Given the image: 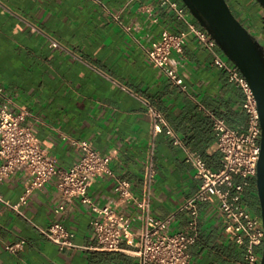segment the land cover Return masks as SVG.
<instances>
[{
	"label": "crops",
	"instance_id": "1",
	"mask_svg": "<svg viewBox=\"0 0 264 264\" xmlns=\"http://www.w3.org/2000/svg\"><path fill=\"white\" fill-rule=\"evenodd\" d=\"M171 1L184 7L181 0ZM239 4L251 14L241 8L236 14L244 15L248 31L263 40L264 11L251 0ZM190 25L202 28L191 14L180 18L158 0H0V103L5 100L11 112L25 113L24 124L60 168L80 157L70 141L85 140L112 156L115 177L139 195L152 163L150 211L171 217L169 232L185 230L189 215L178 209L200 184L186 151L216 171L221 154L214 121L237 130L246 124L243 90L212 64L215 55H224L217 45L207 47L195 34L187 35L182 52L172 56L182 88L148 62L145 51L162 30L189 31ZM148 107L162 114L161 132L153 133ZM166 128L181 145L172 143ZM26 178L18 170L5 179L3 200L18 203ZM55 182L50 179L17 210L0 203V264H138L134 247L125 243L116 251L96 249L95 215L88 205L75 200L55 214ZM252 182L244 191L245 204ZM113 186L112 177L94 179L87 190L91 204L115 207L138 230L139 210L118 201ZM53 222L72 233L71 246L59 249L43 234ZM20 241L13 252L6 250ZM188 254L191 264H245L242 251L224 234L215 197L198 204L197 239Z\"/></svg>",
	"mask_w": 264,
	"mask_h": 264
},
{
	"label": "built area",
	"instance_id": "2",
	"mask_svg": "<svg viewBox=\"0 0 264 264\" xmlns=\"http://www.w3.org/2000/svg\"><path fill=\"white\" fill-rule=\"evenodd\" d=\"M158 3L175 9L180 18L190 14L185 6L179 7L171 0H158ZM146 11L150 15L151 8ZM189 33L195 34L201 45H216L203 28L190 25L189 31L162 30L159 38L151 42L145 51L148 62L180 88L182 81L172 63V56L182 52ZM50 46L56 47L58 44L50 41ZM212 64L226 71L228 81L243 90L245 100L242 108L246 114V124L244 129L237 130L227 126L223 120L214 121L216 145L221 154V166L216 171L210 169L198 154L186 151L185 160L194 168L200 184L178 209L189 215L185 230L169 232L171 217L158 218L151 214V185L155 179L152 163L147 166L145 186L139 195L132 192L128 181L115 177L110 166L112 156L100 154L85 140L70 141L80 151V157L72 166L60 168L40 146L31 128L24 124L25 113L11 112L5 100L0 103V185L18 170H23L27 178L18 203L4 201L1 194L0 203L17 210V206L25 203L34 191L55 178L59 203L54 207V213L59 214L75 200L88 205L95 215L91 226L96 249L116 251L121 249V243H125L134 247L138 264H191L188 248L197 239L198 204L215 197L227 239L242 251L245 264H261L259 249L264 240L261 219L244 202V191L255 180L260 153L258 109L248 82L225 55H215ZM1 92L0 89V95ZM147 115L152 121L153 133L161 132L165 125L162 114L148 107ZM165 133L173 144L181 145L169 128L165 129ZM99 177L114 178L113 193L117 200L139 210L138 230L133 231L131 218L118 212L115 207L91 204L87 190ZM42 232L59 249L72 245V233L59 222L51 223ZM22 243L8 245L6 250L13 252Z\"/></svg>",
	"mask_w": 264,
	"mask_h": 264
},
{
	"label": "water",
	"instance_id": "3",
	"mask_svg": "<svg viewBox=\"0 0 264 264\" xmlns=\"http://www.w3.org/2000/svg\"><path fill=\"white\" fill-rule=\"evenodd\" d=\"M264 10V0H254ZM190 14L215 41L221 52L246 79L256 101L260 122V153L255 176L259 216L264 230V50L233 15L226 0H181ZM264 264V240L261 253Z\"/></svg>",
	"mask_w": 264,
	"mask_h": 264
},
{
	"label": "rangeland",
	"instance_id": "4",
	"mask_svg": "<svg viewBox=\"0 0 264 264\" xmlns=\"http://www.w3.org/2000/svg\"><path fill=\"white\" fill-rule=\"evenodd\" d=\"M252 1V0H251ZM226 2H227V4H228V6H229V8H230V10H231V12L233 13V15L242 23V25H244V27L247 29V27H246V23L248 22H246V20H245V14H251V10H250V8H245L244 7V5H242L241 6V4H239V3H241L242 2V0H226ZM252 3L253 4H255V5H257L258 7H260L254 0L252 1ZM242 9V10H240V12L242 13V14H244V15H242V16H238L237 14H236V12L238 11L239 12V9ZM261 8V7H260ZM262 9V8H261ZM263 10V9H262ZM264 11V10H263ZM237 12V13H238ZM239 14V13H238ZM249 20V22H251V20L250 19H248ZM248 30V29H247ZM264 40V39H263ZM246 202L248 203V205L250 206V208H251V210H253L258 216H259V210H255L253 207H252V205L249 203V201H248V193H246ZM259 251H260V254L262 253V247H260V249H259Z\"/></svg>",
	"mask_w": 264,
	"mask_h": 264
},
{
	"label": "flooded vegetation",
	"instance_id": "5",
	"mask_svg": "<svg viewBox=\"0 0 264 264\" xmlns=\"http://www.w3.org/2000/svg\"><path fill=\"white\" fill-rule=\"evenodd\" d=\"M260 45L264 50V40L260 41ZM248 201L255 210H259L258 198L256 196L255 180L251 184V190L250 193L248 194Z\"/></svg>",
	"mask_w": 264,
	"mask_h": 264
},
{
	"label": "trees",
	"instance_id": "6",
	"mask_svg": "<svg viewBox=\"0 0 264 264\" xmlns=\"http://www.w3.org/2000/svg\"><path fill=\"white\" fill-rule=\"evenodd\" d=\"M253 1V0H252ZM246 204L248 205V203L246 202ZM249 206V205H248Z\"/></svg>",
	"mask_w": 264,
	"mask_h": 264
}]
</instances>
